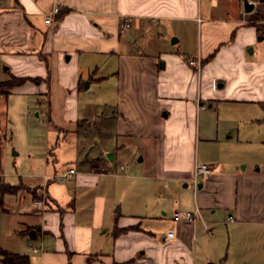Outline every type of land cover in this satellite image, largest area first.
I'll return each mask as SVG.
<instances>
[{
    "label": "crops",
    "instance_id": "crops-1",
    "mask_svg": "<svg viewBox=\"0 0 264 264\" xmlns=\"http://www.w3.org/2000/svg\"><path fill=\"white\" fill-rule=\"evenodd\" d=\"M244 1L0 0V82L25 78L0 102H31L46 134L26 176L38 180L2 196L5 212L31 198L4 250L31 264H264V0ZM197 163L215 169L194 188Z\"/></svg>",
    "mask_w": 264,
    "mask_h": 264
},
{
    "label": "rangeland",
    "instance_id": "rangeland-1",
    "mask_svg": "<svg viewBox=\"0 0 264 264\" xmlns=\"http://www.w3.org/2000/svg\"><path fill=\"white\" fill-rule=\"evenodd\" d=\"M234 2L235 0H218L221 10L223 8H231ZM174 38L176 39L177 37L172 36L166 40L168 43H171ZM185 39L186 44L191 47V49L196 47L198 38L195 33L189 32ZM5 67L6 65L0 67V76H2L0 80H3L7 75L6 72H3ZM8 96V98H4L5 101L0 102V178L11 185L18 184L19 182L31 184L38 179L28 178L26 176L30 173L28 171L29 164L40 157L41 148L34 145H38L46 138L43 125L44 115L37 116L39 113L38 109L36 110L32 107L31 102L26 103L24 98L16 94H10ZM207 105L208 104L205 103V108ZM209 117H211V115ZM236 117L240 119L239 112L236 113ZM212 118L213 117H211L208 122H211ZM29 153H31V160L28 158ZM129 196L130 192L122 198L124 206H126ZM32 197L34 200L39 199L36 195H32ZM162 197L164 199H162ZM152 198V202H158V200L163 202L166 201L162 185H156ZM175 198L176 197L173 196L172 199L169 200L170 207H172ZM30 206L31 198L29 194L23 202L14 206H8L11 210L10 212H5L3 205L0 206V248H2V250L5 248H12L14 237L11 232L18 228L19 221L22 220L17 212H20V209L26 210ZM115 206V208L118 206L120 207L121 202L118 201Z\"/></svg>",
    "mask_w": 264,
    "mask_h": 264
},
{
    "label": "built area",
    "instance_id": "built-area-1",
    "mask_svg": "<svg viewBox=\"0 0 264 264\" xmlns=\"http://www.w3.org/2000/svg\"><path fill=\"white\" fill-rule=\"evenodd\" d=\"M59 10H60V7H54L52 11V15H56L59 12ZM50 21H51V18L49 17L47 19V22H50ZM131 23H132V18L130 16H122L120 18L119 27H118L119 33L122 34L125 31H127L131 27ZM189 63L191 65H196L198 67L200 66V62L196 60H191ZM120 169L123 170L124 167L120 166ZM214 169H215V166L213 165L197 163L194 167L192 178H191V183L194 186V188L198 186V180L200 178L207 177L214 171ZM73 173H74V169H69L65 174L62 175V178H67L69 175ZM36 203L39 204L38 201H36ZM200 219H201V214L198 208H196L193 211L186 210L182 212H175L173 215L174 221L195 222ZM228 221L232 222L234 221V218L232 216H228ZM203 231L207 233H211V225L203 223ZM173 238H174V231L168 230L165 234L164 240L167 241ZM33 250L36 251V249H33Z\"/></svg>",
    "mask_w": 264,
    "mask_h": 264
},
{
    "label": "trees",
    "instance_id": "trees-1",
    "mask_svg": "<svg viewBox=\"0 0 264 264\" xmlns=\"http://www.w3.org/2000/svg\"><path fill=\"white\" fill-rule=\"evenodd\" d=\"M25 78H12L9 81L0 82V92L6 91L15 85L21 84ZM22 189L21 185H9L0 181V206L2 205V196L4 194H15ZM125 230V229H123ZM123 230H115L119 233ZM1 264H31L28 257L17 253H12L7 250L0 249Z\"/></svg>",
    "mask_w": 264,
    "mask_h": 264
},
{
    "label": "water",
    "instance_id": "water-1",
    "mask_svg": "<svg viewBox=\"0 0 264 264\" xmlns=\"http://www.w3.org/2000/svg\"><path fill=\"white\" fill-rule=\"evenodd\" d=\"M243 6L246 12H249L253 8V5L249 3L247 0L243 2Z\"/></svg>",
    "mask_w": 264,
    "mask_h": 264
}]
</instances>
